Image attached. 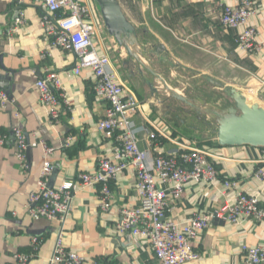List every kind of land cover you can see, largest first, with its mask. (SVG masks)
Masks as SVG:
<instances>
[{"label":"crops","instance_id":"0c3cea01","mask_svg":"<svg viewBox=\"0 0 264 264\" xmlns=\"http://www.w3.org/2000/svg\"><path fill=\"white\" fill-rule=\"evenodd\" d=\"M119 1L126 15L138 24L140 34H148L145 43H163L184 66L220 80L221 69L227 68L229 74H234V80L228 78L229 85L246 95L250 93L258 103L264 102V0H255L257 12L250 20L263 42L258 54L236 48V31L220 23L222 0H137L131 7ZM228 2L236 4L238 0ZM20 11L25 13L27 23L10 34ZM44 14L35 0L23 5L17 0H0V91L8 94L5 106L0 100V128L9 134L6 143L0 146V264H17V255L29 257L27 264H47L61 228L56 220L33 219L29 214V196L37 187L43 164L40 141L56 148L52 160L55 168L57 164L61 166L54 185L78 181L83 172L96 168L101 155L111 154L114 146V140L97 127L107 103L95 98L91 71L84 70L81 74L70 71L75 57L51 47L40 23ZM94 41L100 53L111 58L112 68L126 92L141 102L132 116L141 149L154 156L173 152L188 142L207 148L221 178L236 180L245 192L260 194L264 206V183L254 176L264 159V148L219 145L215 124L197 119L180 102L160 103L149 94V87L135 74L134 66L125 63L121 51L112 50L116 44L108 33L98 29ZM114 51L119 53L125 72L117 64ZM2 64L14 72H6ZM47 70L60 74L63 89L73 105L71 112H63L58 123L50 121L39 102L36 82ZM15 126L22 127L30 141L29 152L26 151L28 168L16 157ZM156 130L159 136L152 140L150 134ZM69 136L72 140L67 144ZM111 184L114 206L110 214L101 212L96 189L76 193L64 225L65 243L85 257L83 264H159L149 241L116 230L120 210L139 203L134 170H124ZM235 194L224 192L221 184L211 186L191 181L182 197L173 203L172 217L182 222L198 210L213 215ZM34 237L41 240L38 248L33 243ZM258 244H264V221L247 220L232 225L213 217L195 242L200 258L186 264H243V246Z\"/></svg>","mask_w":264,"mask_h":264},{"label":"built area","instance_id":"2783aa9c","mask_svg":"<svg viewBox=\"0 0 264 264\" xmlns=\"http://www.w3.org/2000/svg\"><path fill=\"white\" fill-rule=\"evenodd\" d=\"M26 4L32 0H17ZM45 12L40 18L51 47L70 52L75 57L74 74L90 70L94 77L92 90L95 98L107 103L104 116L97 127L107 138L114 140L111 154L101 155L94 170L83 172L76 182L64 181L49 186V178L55 169L52 156L56 148L40 141L43 147V164L36 189L29 196V214L33 219L46 218L60 224L53 252L47 264H83L85 257L65 243L64 225L73 209V201L78 191L94 188L99 192L102 213L110 214L114 206L112 180L124 170L132 169L136 175L139 203L124 206L116 223V230L130 237L149 241L159 264H186L200 258L195 242L209 227L213 217L222 222L236 225L247 220L264 221V206L261 195L245 192L238 182L221 178L207 148L191 145L189 142L177 150L152 156L149 150L138 145L137 131L132 120L139 110L140 100L128 94L117 71L112 68L111 58L100 53L94 38L103 25L102 18L92 0H35ZM257 12L255 0H238L231 4L222 0L220 23L235 30L236 48L250 54H258L263 42L258 38V30L251 24V17ZM26 17L20 11L14 18L9 33L26 24ZM104 27V25H103ZM264 84V83H263ZM39 102L49 114L50 121L58 123L64 111L71 112L72 101L63 89L60 74L47 70L37 80ZM3 106L8 102V94L0 91ZM17 149L16 157L23 167L28 168L26 151L30 141L20 126L13 128ZM9 134L0 128V146ZM157 130L150 134L157 139ZM72 140L69 136L66 143ZM254 176L264 183V159ZM191 181L205 182L211 186L222 185L223 191H235V197L226 201L211 215L198 210L185 220L172 217L173 203L178 201ZM35 247L41 245L38 237L33 238ZM243 264H264V244L244 245ZM17 264H27L29 257L17 255ZM118 264V263H117Z\"/></svg>","mask_w":264,"mask_h":264},{"label":"water","instance_id":"95a60500","mask_svg":"<svg viewBox=\"0 0 264 264\" xmlns=\"http://www.w3.org/2000/svg\"><path fill=\"white\" fill-rule=\"evenodd\" d=\"M92 1L105 30L126 59L125 63L134 66L135 74L149 87L151 96L160 103L180 102L197 119L215 124L221 146L250 145L264 148L263 105L249 103L241 90L223 80L184 66L169 53L165 44L145 43L148 34H140L138 24L126 15L119 0ZM2 67L6 72H14L3 64ZM190 74L200 77L205 84L200 85ZM182 85L184 89L189 88L191 93L182 92ZM60 166L57 164L51 174V187L54 186Z\"/></svg>","mask_w":264,"mask_h":264},{"label":"rangeland","instance_id":"374dc122","mask_svg":"<svg viewBox=\"0 0 264 264\" xmlns=\"http://www.w3.org/2000/svg\"><path fill=\"white\" fill-rule=\"evenodd\" d=\"M121 1H123V3H124V5L126 6V7H131L132 5L134 6L135 5V3L137 2V0H121ZM129 9V8H128ZM130 10V9H129ZM130 12H131V10H130ZM100 30H102V32H104V33H108L106 30H105V28L103 27V25H101V23L99 24V27H98ZM112 38V37H111ZM113 40V39H112ZM113 42L116 44V46L115 47H112V50H114L115 48V50H117V51H121L120 49H119V47L117 46V43L113 40ZM117 51H114L115 52V54H114V58L116 59V62H117V64L118 65H121L120 66V68L125 72V66H124V64L122 63V59H121V57H120V55H119V53L117 52ZM122 53V52H121ZM129 69V68H128ZM228 69L227 68H223V69H221V74L220 75H222L223 76V81L224 82H226V83H230L229 81H228V78L230 79V80H234V74H229L228 73ZM191 75V77L192 78H195V80L197 81V83H199L200 85H204L205 84V82L200 78V77H196V76H193L192 74H190ZM183 86V85H182ZM246 89H250V88H246ZM245 89V90H246ZM182 92H184L185 94H190L191 93V91H190V89L189 88H186L184 91H182ZM248 95H250V93H247ZM256 98L254 97V100H255ZM253 100V101H254ZM255 102H258L257 100H255ZM261 105H263L264 106V102H261L260 103Z\"/></svg>","mask_w":264,"mask_h":264},{"label":"bare ground","instance_id":"6f19581e","mask_svg":"<svg viewBox=\"0 0 264 264\" xmlns=\"http://www.w3.org/2000/svg\"><path fill=\"white\" fill-rule=\"evenodd\" d=\"M245 94V93H244ZM245 96H246V98H247V101L249 102V103H252V102H255V100H254V98L253 97H251V95H246L245 94ZM254 100V101H253ZM258 103V102H257ZM260 104V103H259Z\"/></svg>","mask_w":264,"mask_h":264}]
</instances>
